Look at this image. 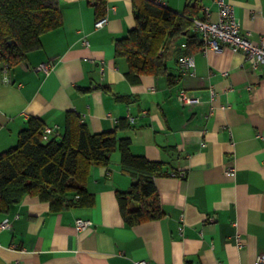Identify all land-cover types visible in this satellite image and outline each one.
I'll return each instance as SVG.
<instances>
[{"label": "crops", "instance_id": "0c3cea01", "mask_svg": "<svg viewBox=\"0 0 264 264\" xmlns=\"http://www.w3.org/2000/svg\"><path fill=\"white\" fill-rule=\"evenodd\" d=\"M133 1L105 0L107 22L96 28L91 0H59L63 25L45 33L41 48L18 65L0 63V153L17 144L31 117L57 126V135L68 112L92 134L121 125L118 135L131 140L133 154L164 165L154 179L164 216L125 223L117 193L134 179L122 170L117 151L109 166L91 168L86 186L94 205L53 211L25 196L0 212V264H261L264 66L254 69L242 52L225 47L198 50L195 67L183 69L178 59L186 41L180 38L164 52L173 83L164 75L131 74L115 43L135 26ZM164 1L178 13L197 1L198 18H219L216 0ZM224 1L242 33L258 43L264 0ZM49 62V73L37 69ZM181 92L199 102L181 104ZM77 219L93 224L77 230Z\"/></svg>", "mask_w": 264, "mask_h": 264}, {"label": "trees", "instance_id": "16d2710c", "mask_svg": "<svg viewBox=\"0 0 264 264\" xmlns=\"http://www.w3.org/2000/svg\"><path fill=\"white\" fill-rule=\"evenodd\" d=\"M93 5L97 17H103L105 0ZM133 7L135 26L116 41V56L126 59L131 74L164 75L173 83L176 78L169 74L165 49L184 38V54L199 50L201 40L190 30L200 5L188 4L182 13L149 0H134ZM62 25L59 0H0V63L8 68L18 65L41 48L45 33ZM120 126L92 134L78 115L68 112L64 133L44 140V123L31 117L17 144L0 153V212H8L25 196L49 203L53 211L94 205L86 186L91 168L109 166L118 151L122 170L134 179L128 191L117 193L125 223L135 226L163 217L154 179L163 175L164 165L133 154L131 140L118 135Z\"/></svg>", "mask_w": 264, "mask_h": 264}, {"label": "built area", "instance_id": "2783aa9c", "mask_svg": "<svg viewBox=\"0 0 264 264\" xmlns=\"http://www.w3.org/2000/svg\"><path fill=\"white\" fill-rule=\"evenodd\" d=\"M96 0H91L94 3ZM155 4L161 6H167L164 0H149ZM219 5V18L212 20L210 14L207 13L205 18L193 19V25L191 30L194 35L198 36L201 40V46L199 48L200 53H207L208 50L216 52L222 51L225 47H229L234 52H242L245 56V60L254 69L264 66V34L260 37L258 43H253L250 39L244 35L241 31V23L236 18L234 9L230 3L224 0H216ZM107 22V18H99L96 22V28L102 27ZM85 44H88L85 41ZM185 47V44L182 45ZM180 66L183 69L195 67V56L194 54L186 55L183 54L178 59ZM8 68V65H6ZM54 68L52 62L42 63L37 69L43 70L45 73H49ZM215 95L212 93V100ZM178 101L183 105H193L199 102L196 97H191L185 92L179 93L177 96ZM213 112V110H212ZM131 123L135 122L133 117H130ZM57 126H45L43 130V139L48 140L52 136L57 135ZM228 175L233 176L235 174L234 168L227 170ZM175 176V174H173ZM184 176V175H183ZM93 222L90 220L77 219L76 228L82 230L92 226ZM3 227L9 228L10 224L5 221ZM258 263H264V255H260L257 259ZM139 264H148L146 261H141Z\"/></svg>", "mask_w": 264, "mask_h": 264}, {"label": "rangeland", "instance_id": "374dc122", "mask_svg": "<svg viewBox=\"0 0 264 264\" xmlns=\"http://www.w3.org/2000/svg\"><path fill=\"white\" fill-rule=\"evenodd\" d=\"M190 32L192 33V31L190 30Z\"/></svg>", "mask_w": 264, "mask_h": 264}]
</instances>
